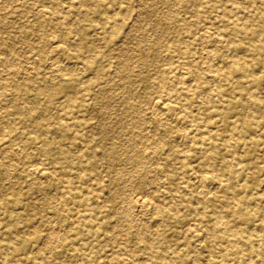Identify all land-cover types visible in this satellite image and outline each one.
Masks as SVG:
<instances>
[{"label": "bare ground", "instance_id": "1", "mask_svg": "<svg viewBox=\"0 0 264 264\" xmlns=\"http://www.w3.org/2000/svg\"><path fill=\"white\" fill-rule=\"evenodd\" d=\"M0 264H264V0H0Z\"/></svg>", "mask_w": 264, "mask_h": 264}, {"label": "rangeland", "instance_id": "2", "mask_svg": "<svg viewBox=\"0 0 264 264\" xmlns=\"http://www.w3.org/2000/svg\"><path fill=\"white\" fill-rule=\"evenodd\" d=\"M198 45H201V42L199 41L198 42ZM118 92V94H119V92H120V90H116V91H113V98H115L116 96H117V94H115V93H117ZM115 94V95H114ZM119 113V107L117 108V107H113V116H115L116 114H118ZM130 167V166H129ZM120 203V205H122L123 203H121V202H119Z\"/></svg>", "mask_w": 264, "mask_h": 264}]
</instances>
